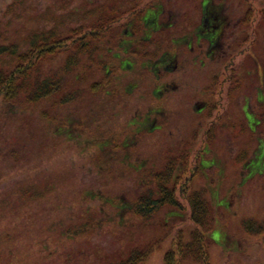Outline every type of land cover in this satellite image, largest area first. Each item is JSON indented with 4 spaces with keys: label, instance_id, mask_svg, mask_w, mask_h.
Listing matches in <instances>:
<instances>
[{
    "label": "rangeland",
    "instance_id": "obj_1",
    "mask_svg": "<svg viewBox=\"0 0 264 264\" xmlns=\"http://www.w3.org/2000/svg\"><path fill=\"white\" fill-rule=\"evenodd\" d=\"M224 3L225 12L248 14L256 20L246 24L241 50L235 56L239 69L235 76L244 79V85L235 91L225 85L216 94L225 116L213 140L205 141L207 124L198 123L201 116L194 106L203 97L214 99L209 90L200 89L220 67L213 62H189V69L181 72L184 79L179 77L178 91H168L158 100L165 110L155 116L171 133L132 127L130 134L141 142L130 144L128 159L123 151L112 153V149L98 146L106 143L98 142L101 135L113 134L109 128L118 134L125 126L129 114L119 107L114 115L107 108L99 112L93 123L84 117L90 128L96 121L101 124L94 135L86 131L78 137V93L72 76L65 83L73 90L54 94L56 101L50 105L49 115H44V106L49 107L44 99L29 107L16 100L17 112L0 99V264H203L198 260L199 244L206 251V264H264V15L257 12L264 9V0L254 1V13L245 0ZM191 5L186 0L169 4L179 10ZM77 7L88 12L93 4L87 0H0V31L7 37L5 43L19 44L4 66L3 59L9 55L0 56V72L23 63L16 55L28 51L33 37L56 25L65 33L70 26L76 28L84 21L78 17ZM72 9L76 16L66 18L63 25L56 23ZM147 14L151 17L149 9ZM172 47L177 52L178 47ZM42 66L40 61L32 71L39 81ZM140 67H128L123 61L124 73L132 77H138ZM126 90L129 92L128 87ZM143 94L147 96V90ZM68 99L73 102L59 104ZM93 113L97 115V109ZM143 114L136 115V123ZM116 120L123 121L111 125ZM228 135L236 146L233 153L237 156L232 158L225 146ZM177 154L185 155L191 168L199 163L194 178L187 179L192 169L177 175L180 182L189 181L192 198L193 192L205 188L203 199L210 219L207 232L189 218L191 200L179 196L181 183L174 196L165 198L158 188L163 182L172 187L174 181L163 178ZM124 160L138 170L127 164L126 168L121 164ZM141 160L145 161L143 170H139ZM209 161L216 164L209 165ZM158 168L161 173H154ZM149 196L155 202L149 206L153 207L151 213L150 208L146 216L132 211L133 204ZM195 228L207 236L196 244V258L191 254L197 239L196 233L192 235ZM142 255L147 256L139 259Z\"/></svg>",
    "mask_w": 264,
    "mask_h": 264
},
{
    "label": "flooded vegetation",
    "instance_id": "obj_2",
    "mask_svg": "<svg viewBox=\"0 0 264 264\" xmlns=\"http://www.w3.org/2000/svg\"><path fill=\"white\" fill-rule=\"evenodd\" d=\"M104 1L108 5L97 12L93 27H78V40H85V49H92L90 60L85 62V66L93 70L92 93L102 94L112 112L119 107L121 112L129 115L124 119L126 124L118 130L117 135L114 128H109L113 134L98 140L106 142L101 146L109 147L112 144L113 147L128 148L136 145L138 138L132 136L130 131L138 125L148 127L152 132L166 129L171 133L155 116L163 114L165 110L158 100L168 91H178L179 77L183 78L181 72L189 69V62L198 65L213 62L220 65L211 74V80L200 87L201 90H209L214 99L208 100L202 96L204 100L194 104L201 116L198 123L207 124L205 141L217 138L225 113L216 94L222 86H230V91H235L245 83L244 79L242 81L235 76V73H239L235 56L241 50L246 24L253 23L252 17L248 14L225 12L221 0H186L192 3L191 8L186 10L170 7L169 4L175 0H127V5L120 4L124 0ZM148 9L151 17H148ZM250 36L251 33L248 34ZM172 46L178 47L177 52L173 53ZM78 56L82 57V54L79 53ZM79 61L82 62V58ZM123 61L128 63V67L141 65L137 78L124 73ZM51 90L49 87L48 94ZM144 90H147V96L143 94ZM140 112L144 113L142 121L136 123L135 117ZM262 118L264 119V115ZM98 128L99 126L97 130ZM142 133L144 132L138 131L139 135ZM230 141L231 137L228 135L225 146L232 158L237 156L233 153L236 146ZM124 155L126 156L125 151ZM208 164L216 162L209 161ZM168 167L169 178H178L180 176L177 174L189 173L192 169L191 177H188L190 180L199 172V163L191 168L182 154L173 156Z\"/></svg>",
    "mask_w": 264,
    "mask_h": 264
},
{
    "label": "trees",
    "instance_id": "obj_3",
    "mask_svg": "<svg viewBox=\"0 0 264 264\" xmlns=\"http://www.w3.org/2000/svg\"><path fill=\"white\" fill-rule=\"evenodd\" d=\"M92 23V22H90ZM106 23H104L105 25ZM84 28H91L92 25L88 24L85 26H82ZM75 34L66 37L65 38V45H66V58L68 60L67 64V77L72 76V80L74 79V90L77 89V79L78 74L73 72L75 69V66L78 64V59L80 57L78 56L79 53L85 54L89 53L91 54L92 49L87 48L85 49L84 44L85 40H78V31L74 32ZM84 36H89V34H84ZM58 38H61V36H57L56 34H42L38 35V38L33 37L31 41V45L36 49L31 50V48L28 49V51L22 55L20 52L17 54L16 58L23 62L19 65H15L9 70H5V73L0 72V99H4L7 102V105L10 109L14 108V105L12 103L16 102H27L28 107L32 103L35 105L40 104L42 102L41 98L46 96V91L48 87H52L54 84V80H48L47 77L44 75L43 68L41 71V81H39L38 78H35L32 76L34 71L37 69V65L40 61H43L46 59V49L52 48V45L54 44V41ZM49 43L48 45H45L44 42ZM43 45H41V44ZM10 51L12 56H14L15 48L11 47L7 49ZM45 51L42 54V51ZM79 50V51H78ZM6 61L2 62V66H4ZM36 66L35 69H32L33 66ZM33 71V73H32ZM92 70L89 69V71L84 72V76L82 79H86L87 77L91 76ZM33 78V79H32ZM21 80L20 84H17L18 81ZM16 87V89H15ZM58 88V87H57ZM72 91L73 88L71 86H67V91ZM28 94V99L22 96H25ZM78 97V96H77ZM73 99H68L66 101H62V103L68 104ZM1 154V150H0ZM0 179H1V172H0ZM139 208H141V211H146L147 209L144 207V205H140Z\"/></svg>",
    "mask_w": 264,
    "mask_h": 264
}]
</instances>
